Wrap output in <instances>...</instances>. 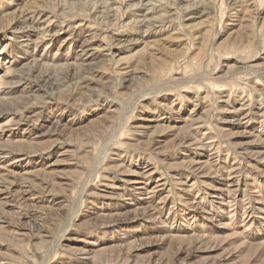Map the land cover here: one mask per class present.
I'll return each instance as SVG.
<instances>
[{"label": "rangeland", "instance_id": "1", "mask_svg": "<svg viewBox=\"0 0 264 264\" xmlns=\"http://www.w3.org/2000/svg\"><path fill=\"white\" fill-rule=\"evenodd\" d=\"M0 264H264V0H0Z\"/></svg>", "mask_w": 264, "mask_h": 264}]
</instances>
